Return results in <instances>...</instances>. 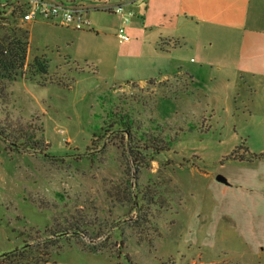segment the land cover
Wrapping results in <instances>:
<instances>
[{"label": "rangeland", "instance_id": "rangeland-1", "mask_svg": "<svg viewBox=\"0 0 264 264\" xmlns=\"http://www.w3.org/2000/svg\"><path fill=\"white\" fill-rule=\"evenodd\" d=\"M17 2L0 0V40L28 43L21 77L0 78V255L264 264V159L225 158L264 155V80L188 47L173 61L184 73L152 80L147 57L116 39L115 15L90 11V30L76 31L22 23Z\"/></svg>", "mask_w": 264, "mask_h": 264}, {"label": "crops", "instance_id": "crops-1", "mask_svg": "<svg viewBox=\"0 0 264 264\" xmlns=\"http://www.w3.org/2000/svg\"><path fill=\"white\" fill-rule=\"evenodd\" d=\"M131 8L124 52L147 57L158 71L152 80L184 73L173 63L184 47L203 63L233 65L238 78L264 80V0H137Z\"/></svg>", "mask_w": 264, "mask_h": 264}, {"label": "built area", "instance_id": "built-area-1", "mask_svg": "<svg viewBox=\"0 0 264 264\" xmlns=\"http://www.w3.org/2000/svg\"><path fill=\"white\" fill-rule=\"evenodd\" d=\"M4 4L12 0H3ZM137 0H22L19 19L22 23L47 21L50 24L64 26L76 31L89 29L90 11H100L116 15L119 24L115 37L120 44L129 41L127 28L133 16L132 5ZM16 4V5H17Z\"/></svg>", "mask_w": 264, "mask_h": 264}, {"label": "trees", "instance_id": "trees-1", "mask_svg": "<svg viewBox=\"0 0 264 264\" xmlns=\"http://www.w3.org/2000/svg\"><path fill=\"white\" fill-rule=\"evenodd\" d=\"M14 9L11 11V17L15 16L19 17L21 14V7L19 4L12 6ZM27 45L26 39L21 36H13L11 38H4L0 40V78H6L9 81H15L21 75L23 74L22 71L24 70L25 66V60H26V53H27ZM175 46H177L175 44ZM40 71L42 73H45L46 67L44 65H39ZM2 74V75H1ZM2 76V77H1ZM113 114H110L111 121L116 126L125 127L126 129L129 126V132H130V125L131 120H128L127 118L123 119V117L120 115L116 116L113 119ZM37 144V143H35ZM241 147L234 149L231 154L226 158L232 159V160H238L239 162L245 161L247 159L248 162H251V159L255 160H261L264 159V155H249L248 158H246L247 150L244 151L245 154L239 155V150ZM250 160V161H249ZM56 235V234H55ZM64 233L60 234L57 233V236H63ZM27 248H23V252L26 251ZM25 250V251H24ZM20 255L15 252L11 253H4L0 255V264H17L15 258ZM15 262V263H14Z\"/></svg>", "mask_w": 264, "mask_h": 264}, {"label": "water", "instance_id": "water-1", "mask_svg": "<svg viewBox=\"0 0 264 264\" xmlns=\"http://www.w3.org/2000/svg\"><path fill=\"white\" fill-rule=\"evenodd\" d=\"M215 182L218 183V184L225 185V186H230V184L227 181V179L224 176H222V175H216Z\"/></svg>", "mask_w": 264, "mask_h": 264}]
</instances>
